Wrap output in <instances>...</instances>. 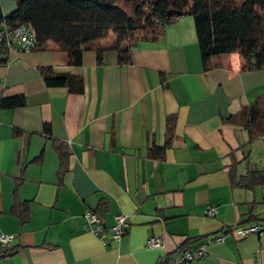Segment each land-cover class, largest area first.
Listing matches in <instances>:
<instances>
[{
  "label": "crops",
  "instance_id": "0c3cea01",
  "mask_svg": "<svg viewBox=\"0 0 264 264\" xmlns=\"http://www.w3.org/2000/svg\"><path fill=\"white\" fill-rule=\"evenodd\" d=\"M17 1L0 0V14ZM101 58L91 47L69 64L50 41L0 52V99L23 97L0 107V231L13 235L0 264H170L200 243L206 253L179 264H264V227L233 231L264 225L246 220L264 218V185H232L229 173L235 161L236 176L264 175V132L250 138L232 120L264 99V67L241 68L237 52L204 64L190 14L136 41L128 62L110 49ZM166 142L161 157L148 154ZM14 195L28 210L22 222ZM86 210L107 235L114 215L125 214L126 232L102 242L84 227ZM151 234L158 245H146Z\"/></svg>",
  "mask_w": 264,
  "mask_h": 264
},
{
  "label": "trees",
  "instance_id": "16d2710c",
  "mask_svg": "<svg viewBox=\"0 0 264 264\" xmlns=\"http://www.w3.org/2000/svg\"><path fill=\"white\" fill-rule=\"evenodd\" d=\"M123 1L131 3L130 13L118 5L117 0H18L8 15L0 14V23L8 30L27 24L34 33L35 47L50 41L66 52L69 64L75 65L80 63L82 51L91 47L96 49L98 62L103 51L108 49L116 51L119 62H128L131 46L136 41L162 36L166 24L175 22L182 14H190L204 64L211 56L237 52L241 68L264 67V0ZM109 33L115 36L111 43L96 44ZM6 48L0 44V52ZM44 75L49 74L44 71ZM67 81L74 91L82 90L80 78L70 75ZM22 103L23 97L19 95L0 99V107L11 108ZM237 119L243 123L250 138L264 132V99L242 108L232 117V120ZM167 145L166 142L160 147L152 146L148 154L161 157ZM235 164L234 161L229 172L232 185L245 188L264 185L261 171L247 169L236 176ZM13 207L18 209L14 213L19 220L24 221L28 210L15 195ZM260 219L264 220L250 214L246 220ZM11 251L8 244H0V258Z\"/></svg>",
  "mask_w": 264,
  "mask_h": 264
},
{
  "label": "built area",
  "instance_id": "2783aa9c",
  "mask_svg": "<svg viewBox=\"0 0 264 264\" xmlns=\"http://www.w3.org/2000/svg\"><path fill=\"white\" fill-rule=\"evenodd\" d=\"M0 44L5 47H13L18 50H28L35 47L34 33L27 24H20L11 30H8L5 26L0 29ZM206 212L210 215L215 213L214 207H208ZM84 227L94 232L98 238L104 242L109 243L112 240L120 238L127 230L128 219L123 213L114 215L113 224L107 228L109 235L105 233V226L103 220L96 213L86 210L84 212ZM263 224L250 223L243 226H238L233 231L238 236H242L248 232H254L262 229ZM13 238L12 234L3 233L0 231V244H8ZM160 242V238L154 234H151L147 241V246H156ZM206 253L204 243H200L197 246L189 247L183 250L172 258V264H179L183 261L192 260L202 257Z\"/></svg>",
  "mask_w": 264,
  "mask_h": 264
},
{
  "label": "rangeland",
  "instance_id": "374dc122",
  "mask_svg": "<svg viewBox=\"0 0 264 264\" xmlns=\"http://www.w3.org/2000/svg\"><path fill=\"white\" fill-rule=\"evenodd\" d=\"M118 5L122 6L128 13L131 12L132 5L131 3H126L123 0H117ZM255 165L252 164L251 167L253 168Z\"/></svg>",
  "mask_w": 264,
  "mask_h": 264
}]
</instances>
